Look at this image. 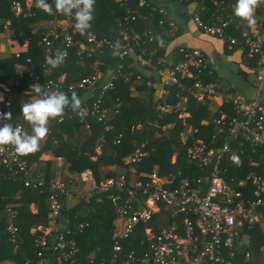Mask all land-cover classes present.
Returning a JSON list of instances; mask_svg holds the SVG:
<instances>
[{
  "label": "trees",
  "instance_id": "1",
  "mask_svg": "<svg viewBox=\"0 0 264 264\" xmlns=\"http://www.w3.org/2000/svg\"><path fill=\"white\" fill-rule=\"evenodd\" d=\"M14 1L21 2L23 7L22 13L16 14L13 11L12 6ZM28 1L0 0V31H3L6 24L9 23L11 29L15 31V34L22 44H24L23 40L28 42L26 52L19 56L14 55L6 61H0V72L4 70L8 72V74H0L1 77L5 76L3 80L0 77V81L7 82L17 74L15 69L16 63L23 65L25 71H27L25 74L22 73V77L18 80L19 83L15 85L14 91L10 96L13 102L14 118L9 124L18 120L17 125L13 123L15 127L25 125L27 128L29 123L23 119L21 112L23 105H20V101L22 99L25 101L27 98L28 100L25 101L27 103V101L31 102L36 98V94L30 90L32 84L38 83L46 87L47 82L53 81L69 97L72 92H75L81 100V106L76 111H73L70 107L66 108L63 113V116L66 118L65 121L59 123L55 120L50 127L52 128L51 134H48V141L50 143L58 140V149H60L61 154L53 151L56 155H61L67 160L71 175L75 177L79 176L81 179V174L90 168L93 170L98 184V182H104L110 177L118 178L123 175L128 177L132 175L130 172L131 168H135L138 174L143 171L158 175L159 178L164 179V186L169 189H179L182 184L189 183V187H195L198 188L196 190L200 189L202 192H206L210 184L209 174H207L206 170H201L198 166L189 162L188 147L192 142L201 141L209 147L219 149L225 142L227 136H231V133L229 131L221 132L219 125L215 121L224 115L225 112L235 118L236 114L232 111L233 107L219 105L217 110H214V105L210 101L198 102L196 99L189 97L185 108L180 107L179 109H175L176 105L178 106L181 103V87L174 86L167 99V103L172 107L171 112L170 114H162L159 111V106L162 104L165 96H161L160 99L158 98L155 101V90L147 86L148 82L155 85L160 80L157 71L165 69L169 65L185 61L184 54L180 52L181 48L184 47L173 46L174 43H172L181 34V27L179 26L178 32L174 36L165 35L159 21L163 18H170L169 15L160 14L158 11L154 12L153 10L140 9L137 4L138 0H130L129 5L132 10L142 16L132 24V29L139 34L150 32L151 34L145 36V39L153 35L155 42L143 43L141 45L132 43V50L129 55L122 59L120 58L121 50H118L117 55H113V51L116 47V42H119L120 45H126L119 34L121 30L119 23L126 15L127 9L121 6L116 0H96L95 20L92 22L91 28L84 34L76 32L74 30L75 20L71 17V23L65 31L66 34L73 36L74 40L78 43V47H67L66 43L60 42L53 43V48L50 52L54 53L50 54L46 43H42V39L43 33H47L51 28L34 29L33 26L44 18H52L54 22L56 17L53 14L45 13L43 10L37 9L36 0H32L33 3L31 5L27 3ZM149 1L155 2L154 4L157 5L156 1ZM180 1L185 4H190L193 0ZM199 1L201 2L203 0ZM225 1L226 4H236V0ZM49 3H51V0H49ZM260 3L264 4V0H260ZM67 17L61 15L59 18L64 19ZM210 17V13L202 12V19L205 23L210 20ZM89 32H93L101 38L110 40L115 47L112 48L111 45L104 46V48L100 49L93 47L86 40ZM157 37L163 40L162 44ZM80 45H83V51L85 53H91V57H87L85 54L80 55ZM227 47L229 48V42H227ZM140 48L146 49L147 52L143 60L138 59V55L141 52ZM171 48L174 49L171 50ZM185 48L187 50L194 49L190 47ZM58 50L67 52L68 56L59 66L50 70V66L46 63L45 58L54 56ZM230 50L243 52L247 67L254 71L255 76L258 77L259 73H263L264 64L260 65L258 63L261 55L257 54L250 57L248 47L244 43H237ZM153 51L155 52L151 56L150 53ZM148 62L151 65H145ZM144 66L149 67L144 68ZM145 69L154 71V74L148 76ZM118 71L122 72V77L116 82L115 88L103 97V105L109 109V114L107 110L104 121L98 123L96 118L91 115H79L78 113H81L84 108L92 109L93 102L101 94L103 86L107 83L111 75ZM195 71L198 78L204 83L216 85L223 93L241 95L248 101L255 99L249 98L243 93L231 88L224 89L226 87L223 86L215 69L209 62L206 69H202L201 73H198L197 69ZM97 72H101V76L94 86H88L85 89L78 88L79 83L84 78H91ZM63 74H66V79L64 83H60L58 79ZM193 83L194 81L190 80L186 84L192 85ZM70 86L74 88L70 89ZM25 91L27 95L24 94ZM136 93L138 94L137 97ZM13 95H15V102ZM24 95L26 96L25 98ZM185 113H188L189 117L186 118ZM169 125L170 127L167 128ZM162 132H165V134L163 135ZM25 133L30 134L29 129H26ZM158 133L160 136H157ZM181 133L188 135L187 142L181 139ZM62 135H68L71 139L77 140L79 146H70L67 141H62ZM98 146H102L101 155H97ZM74 147L76 149L72 150ZM233 149L246 150L247 152L244 156L247 160L248 154H252L255 147L250 143H247L243 147L234 144ZM140 153L144 154V156L137 159L136 162H133L132 159H135ZM38 156L39 151L35 159ZM95 156L97 159L93 160ZM173 157H176L175 161H173ZM127 158L128 162H126ZM227 164L229 168H227L228 173L222 176L225 178L229 175L236 176L235 174L239 173V170H236L230 163L227 162ZM102 166L118 167L122 170L123 174L119 175L115 171L104 172ZM247 167L249 170L251 169L248 163ZM1 172L6 178L4 187L7 189L2 190L3 187H0V199H3V196H16L18 192H20L25 201L33 200L27 199L33 195L42 196V199L39 203V207H41L40 213L36 215L32 214L29 211L28 203L25 202L18 210H13L14 214L12 215L15 218L9 217L10 214L8 209L5 208V203L0 205V264H58L57 261L61 256V252L55 251L53 246L61 234L67 240L75 242L80 249V253L75 258H71V262L67 264H91V260L94 261L93 264H101L105 261L107 264H134L135 261L132 263L127 262L130 255L138 259L139 261H136L135 264H139L140 260L145 257V254H148L150 248L146 241V233L143 226L138 227L130 238H120V243L123 247L120 259H112L113 245L121 236L122 230L115 225V218L119 216L117 208L111 201L110 196L114 197L117 195L119 199H139L141 196L137 197L135 194H128L117 190L104 192L96 188L90 200L91 210L89 215L87 217H77L72 222L74 225L78 224L77 226L81 222L89 224V228H86L80 234H77L78 230H76L75 233H70L66 236L64 232L67 228H63V224H67V221L64 219L68 211L65 204L69 194L60 195L59 198L62 204L61 215L55 223L51 224L50 190L26 187L23 182L15 180L0 164ZM138 174L135 178L131 179H140ZM69 181V179L63 180L67 188L72 191L70 189L72 183ZM247 195L249 194L247 193ZM99 213H102L101 217L98 216ZM162 215L167 219H164L160 224L161 214L155 215L152 219L151 225L154 228L162 227L163 224H170L174 221L166 213ZM33 226H47V228H53V230L49 234H46V232L34 234L31 233ZM57 227L58 230L55 229ZM83 233H86L87 238L84 237ZM251 236L253 246L245 244L244 241V244H242L240 236L239 240H241L237 248V258L230 257L231 251L228 247L223 251L225 260H230L233 263L254 264L257 256L262 253L264 233L261 228L256 227ZM43 238L47 243L45 249L40 246V241ZM237 242L238 240L235 241V245H237ZM247 252L252 254L249 260L245 257ZM107 256H109V259H104Z\"/></svg>",
  "mask_w": 264,
  "mask_h": 264
},
{
  "label": "built area",
  "instance_id": "2",
  "mask_svg": "<svg viewBox=\"0 0 264 264\" xmlns=\"http://www.w3.org/2000/svg\"><path fill=\"white\" fill-rule=\"evenodd\" d=\"M31 3H33L32 0ZM118 3L127 9L126 15L119 23L121 29L119 34L126 43V45L119 44L120 58L124 59L132 50V43L138 45L154 43L155 37L151 35L145 39V36L151 34L150 32L139 34L132 29V24L142 16L132 10L129 5L130 0H118ZM154 3L149 0H138L137 4L140 9L158 11L160 14L168 15L163 6L157 2V5ZM12 9L16 14L22 13L21 2L14 1ZM201 10V8L198 9L193 16L199 29L207 35L227 39L230 49L237 43H244L248 47L249 56L261 55L258 63L264 64V13L262 21L258 24L262 32L245 30L240 37H232L226 34L228 26L226 22L218 17L219 23L217 25L207 24L202 19ZM50 14L55 15L56 20L53 27L47 33H43L42 39V43H46L48 47V52L54 53L50 50L53 48V43L58 42L66 43L67 47H78L73 36L65 33L71 23V17L60 19L62 14L56 12ZM62 20L66 23H63ZM159 24L165 35L174 36L178 32V24L173 19L163 18ZM86 40L87 43L98 49L107 45H111L112 48L115 47L110 40L101 38L93 32L87 34ZM79 47L81 48L80 55L85 54L87 57H91V53L83 51V45ZM140 51L138 59L143 60L147 52L146 49L141 48ZM155 51L150 53L151 56ZM180 52L184 54L185 61L157 71L164 89L163 97L165 96L159 106V111L162 114L171 111L172 107L167 103V99L172 87L178 86L181 87V101H188L189 97L198 102L215 101L220 106H232V111L236 114V117L233 118L225 112L215 121L221 132L229 131L231 133V136H227L219 149L209 147L201 141L192 142L188 147L189 162L201 170H206L209 174L210 184L207 191L202 192L200 189L196 190L198 188H191L189 183L182 184L179 189H169L164 186V180L158 175L143 171L138 174L135 168L133 170L134 175L131 177L124 175L118 178L110 177L100 186H98L95 174L90 168L81 174V180L90 182L94 187L98 186L104 192L117 190L135 194L137 197L141 196L139 199H119L117 195L110 196L117 208L118 218L122 221V234L113 245L112 259H120L123 250L120 240L130 238L138 227L144 226L146 241L150 250L140 260L139 264H242L225 260L223 251L229 247L230 257L235 259L238 255L237 248L240 245L242 234H252L256 227L261 228L264 233V105L259 99L255 98L248 101L241 95L223 93L212 83H204L198 78L195 71L197 69L198 73H201L202 69H206L208 61L204 54L200 50H187L185 47L181 48ZM64 53L67 57L68 53ZM19 55L20 53L17 54V56ZM100 76L101 72H97L91 78H84L79 83L78 88L85 89L88 86H94ZM21 77L22 74L17 72L11 80L0 81V124L9 123L14 118L13 102L10 96ZM121 77V71L111 75L103 86L101 94L94 100L92 109H83L84 116L91 115L96 118L98 123L104 121L107 108L103 105V97L115 88L116 82ZM257 78L259 82L264 81L262 73H259ZM65 79L66 74H63L58 82L64 83ZM190 80H193L194 83L187 85L186 83ZM147 86L153 87L151 82H148ZM46 88L49 91H61L60 86L53 81L47 82ZM73 88L70 86V89ZM7 113L8 115L5 117L4 114ZM65 119V116L62 115L49 120L48 124H52L55 120L62 123ZM19 127L26 132L25 125H19ZM181 139L187 142L188 135L181 133ZM247 143H250L255 149L252 154H248L246 160L244 155L247 151L243 149L234 150L233 145L238 144L243 147ZM101 148L102 146H98L97 149L101 150ZM38 151L39 149L34 153L19 155L13 147H0V164L15 180L24 182L26 187L50 190V217L51 224H53L60 217L62 211L59 197L61 194H70V190L62 180L41 181L33 178L31 158L35 157ZM142 156L144 154L140 153L132 161L136 162ZM227 162L239 170V173L235 174L236 176L229 175L226 178L222 176L228 173ZM247 163L251 167L250 170ZM137 174L140 179H131L135 178ZM163 213L171 216L174 221L170 224H163L162 227L154 228L151 224L155 215L161 214V218L167 219L162 215ZM88 227L89 224L81 223L78 226V232L82 233ZM55 229L58 230V227ZM52 230L53 228H51ZM51 231L46 234L51 233ZM240 236L241 239L239 240ZM42 240L40 246L45 249L47 243L44 238ZM236 240H238L237 245H235ZM53 248L55 251L61 252L57 261L58 264H67L71 262V258H75L80 253L77 244L67 240L63 234L55 241ZM262 254L264 255V246ZM251 255L250 252H247L245 254L246 259L249 260ZM108 257L104 259H109ZM134 261L139 260L130 255L127 262L132 263ZM90 263L93 264L94 261L91 260ZM101 264H107V262Z\"/></svg>",
  "mask_w": 264,
  "mask_h": 264
},
{
  "label": "crops",
  "instance_id": "3",
  "mask_svg": "<svg viewBox=\"0 0 264 264\" xmlns=\"http://www.w3.org/2000/svg\"><path fill=\"white\" fill-rule=\"evenodd\" d=\"M157 3L163 5V7L167 10L168 15L171 19L175 20L178 24V27H181V34L172 42L173 46H181V47H190L197 50H200L207 61L212 65L215 69L219 80L222 82L224 89H233L243 93L245 96L249 98H258L264 104V81L259 82L257 76H255L254 71L247 67L246 62L244 60V54L239 50H230L227 47V40L225 38H220L216 36H211L205 34L201 29H199L194 22L193 16L194 13L198 9H202L201 11L204 13H210V20L207 21V24H215L217 25L219 21L218 17L224 22L228 24L226 28V34L232 37H239V35L243 31H252V32H262L259 28L258 24L263 19L264 13V4L260 3V0H257V6L255 11L256 24L252 27L246 26V24L241 21L239 18L234 16V6L235 4H226L225 0H193L190 4H185L180 0H154ZM29 5L31 4L30 0L27 2ZM263 10V11H262ZM212 12V13H211ZM218 16V17H216ZM53 19L52 18H44L37 22L33 26L34 29H50L53 27ZM1 29V28H0ZM23 43L20 41L18 36L15 34V31L11 29L9 23L6 24L3 31H0V61H6L11 59L14 55L17 56L18 53L22 54L26 52L28 49V42L23 40ZM175 48V47H174ZM174 48H171L174 49ZM144 68H148L144 66ZM6 69V68H4ZM16 72L27 73L25 71V67L20 64H15ZM145 72L148 76H152L154 71L146 70ZM8 74L7 70L0 72V74ZM3 74V75H4ZM264 76V71H263ZM1 77V76H0ZM5 77V76H4ZM1 77V79H5ZM155 90V101L161 96H163V87L158 80L153 87ZM27 95L26 91L24 93ZM24 95V98L26 97ZM138 94L136 93V97ZM15 95H13V100ZM25 100V99H24ZM26 100H28L26 98ZM25 100V101H26ZM25 101L23 99L20 101V105H24ZM15 102V100H14ZM184 103L181 108L186 107L187 102ZM28 103V101H27ZM214 106V110H217L219 105L215 102L210 101ZM211 104V105H212ZM181 103L178 105L180 106ZM216 107V108H215ZM108 114H109V109ZM185 117H189L188 113H185ZM17 119V118H16ZM21 120V119H20ZM18 120L11 122L12 125L18 124ZM10 123V124H11ZM15 125H14V124ZM207 123V122H206ZM48 133L46 137L42 140L39 147V156L35 159V157L31 158V174L34 179L41 181H51V180H65L69 179L72 184L70 186V194L66 198V218L64 220L67 221V224H63V228H67L64 232L67 236L70 233H75L77 229V225H74L72 222L77 219V217H87L91 210V198L94 194L96 188H98L99 184L102 182H98V186L94 187L92 184L84 182L79 177H75L70 174L69 171V163L65 160L61 155H56V153H60V149H58V140L55 142L48 141V134H51V124L47 125ZM27 129H29L30 134H32L31 125L29 124ZM190 132V131H189ZM62 141H67L70 146H79L77 140L71 139L68 135H62ZM11 147V146H10ZM74 147L72 150H75ZM55 152H54V151ZM97 155H101V150L97 149ZM61 154V153H60ZM97 159L95 156L93 160ZM176 160V157H173V161ZM128 162V158L126 159ZM103 171H115L119 175L123 174L122 170L118 167H105L102 166ZM164 180V179H163ZM6 178L4 174L0 173V187H3L2 190H6L4 187ZM22 182V181H20ZM97 182V180H96ZM24 183V182H23ZM0 199V205L5 203V208L8 209L10 214L9 217L15 218L12 214H14L13 210H18L19 207L23 203H28L29 211L32 214H38L41 212V207H39L40 200L42 196H31L26 200L21 196L20 192L16 196L5 197ZM84 207V208H83ZM99 217L102 216V213L98 214ZM28 219V218H27ZM25 220V219H24ZM166 220V219H165ZM27 221V220H25ZM164 221V218L160 219V223ZM31 222V220H30ZM83 223V222H81ZM80 223V224H81ZM12 224V223H11ZM115 225L119 229L122 230V221L118 217L115 218ZM47 226H33L31 228V233H39V232H50L51 228H47ZM75 228V229H74ZM89 228V227H88ZM45 229V230H44ZM74 232H73V231ZM248 233V232H247ZM77 234H80L79 232ZM84 234V233H83ZM84 237L87 238L86 233ZM248 244L253 246V239L251 234H242V244ZM254 264H264V255L261 253L257 256L256 262Z\"/></svg>",
  "mask_w": 264,
  "mask_h": 264
},
{
  "label": "clouds",
  "instance_id": "4",
  "mask_svg": "<svg viewBox=\"0 0 264 264\" xmlns=\"http://www.w3.org/2000/svg\"><path fill=\"white\" fill-rule=\"evenodd\" d=\"M96 0H36L37 9L45 13L56 12L64 16L73 17L75 20L74 30L84 34L92 26L95 20ZM257 0H236L234 16L243 21L246 26L252 27L256 24L255 11ZM162 44L163 40L157 37ZM119 42L113 51L117 55ZM66 53L57 51L54 56L46 57V63L51 69H55L65 59ZM30 90L36 94L31 102L25 103L21 112L23 119L31 125L32 134H27L20 127L12 124H0V147L11 146L19 155H27L36 152L42 140L48 133V122L51 119L61 117L66 108L76 111L81 106V100L75 92L69 97L63 91H49L44 85L34 83ZM83 115V113H78ZM7 114H4L7 117Z\"/></svg>",
  "mask_w": 264,
  "mask_h": 264
},
{
  "label": "rangeland",
  "instance_id": "5",
  "mask_svg": "<svg viewBox=\"0 0 264 264\" xmlns=\"http://www.w3.org/2000/svg\"><path fill=\"white\" fill-rule=\"evenodd\" d=\"M116 1L118 2V0H116ZM30 2H31V0H30ZM30 5H31V4H30ZM62 22H63V23H66V21H64V20H62ZM178 29H179V28H178ZM138 57H139V56H138ZM145 65H151V63L148 62V63L145 64ZM148 67H149V66H148ZM183 102H187V101H183ZM183 104H184V103L181 102V105H180V106H177V105H176L175 109H177V108L179 109ZM186 104H187V103H186ZM170 112H171V111H170ZM170 112H169L168 114H170ZM180 118H181V116H180ZM169 127H170V125L167 126V128H169ZM162 134L164 135L165 132H162ZM157 136H160V134L158 133ZM133 170H135V169H134V168H131V170H130V172L132 173V175H134ZM128 175H129V174H128ZM132 175H129V177L132 176ZM78 177H79V176H78Z\"/></svg>",
  "mask_w": 264,
  "mask_h": 264
}]
</instances>
